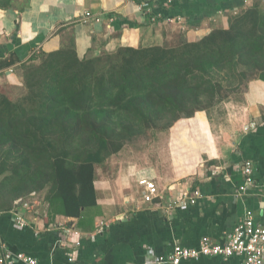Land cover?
I'll use <instances>...</instances> for the list:
<instances>
[{"label": "crops", "instance_id": "obj_1", "mask_svg": "<svg viewBox=\"0 0 264 264\" xmlns=\"http://www.w3.org/2000/svg\"><path fill=\"white\" fill-rule=\"evenodd\" d=\"M12 2L13 6L0 8V61L15 62L0 68V87L13 91L23 84L20 65L34 54L71 44L78 58L97 57L123 47L162 46L180 32L193 37L186 41H194L214 27H226L230 15L262 5V0ZM85 12L91 17L82 23ZM151 16L159 17L150 21ZM223 105L226 112L217 119L209 118L206 111L186 119L193 136L187 149L197 158L187 176H175L156 162L155 155H141L138 148L127 145L94 166V206L83 208L79 217H67L49 213L44 191L19 197L30 204L25 210L28 225L15 224L13 207L0 211V241L36 264H147V251L165 255L175 244L194 248L202 237L224 243L246 209L260 222L264 217V81L250 80L240 102ZM197 114H203L207 131L196 124ZM251 122L255 126L244 129ZM179 142L169 144L170 155L181 149ZM245 161L252 164L254 185L242 191L240 167ZM143 180H151L159 191L149 204L142 201ZM182 195L194 197L195 202L165 209L171 199ZM100 221L108 228L97 235ZM58 224L81 233L78 247L76 237L63 240ZM179 264H241V257H199Z\"/></svg>", "mask_w": 264, "mask_h": 264}, {"label": "trees", "instance_id": "obj_2", "mask_svg": "<svg viewBox=\"0 0 264 264\" xmlns=\"http://www.w3.org/2000/svg\"><path fill=\"white\" fill-rule=\"evenodd\" d=\"M98 58H78L71 44L34 54L20 65L24 96L0 94V211L44 191L51 215L79 217L96 204L95 165L221 103L225 82L243 93L250 80L264 81V11L251 6L227 28L174 47H123L100 73Z\"/></svg>", "mask_w": 264, "mask_h": 264}, {"label": "built area", "instance_id": "obj_3", "mask_svg": "<svg viewBox=\"0 0 264 264\" xmlns=\"http://www.w3.org/2000/svg\"><path fill=\"white\" fill-rule=\"evenodd\" d=\"M150 2L155 0H148ZM167 3L170 0H166ZM142 3L139 4V9L143 10ZM91 17L89 12H85L80 22L86 23ZM159 16H151L150 21H156ZM255 122H251L246 128H253ZM241 173L244 176V184L239 188L244 191L246 188L254 185L253 168L250 161H245L240 167ZM264 184V183H263ZM143 194L142 201L149 204L159 197V191L151 180H143ZM171 203L167 205L166 210L174 207H182L187 204L195 202L194 197L182 195L171 199ZM14 206L12 214L14 222L18 227H25L28 225L25 210L30 208L29 202L25 198H18L13 202ZM254 213L250 209H246L243 216L234 225L232 230L226 234L224 243H214L209 237H202L197 247L189 248L178 244L172 246L169 253L165 255H153L151 251L145 252L147 264H179L181 261L189 259H198L199 257H222L230 256L241 257V264H264V217L258 222L254 219ZM57 229L63 234V240H68L71 237H76L75 246L80 245L81 233L64 224H58ZM108 228L104 221H100L95 227V234L102 235ZM61 240V241H63ZM61 244V242H59ZM71 261V258H69ZM20 261L25 264H36V261L23 254L13 253L6 245L0 241V264H14Z\"/></svg>", "mask_w": 264, "mask_h": 264}, {"label": "rangeland", "instance_id": "obj_4", "mask_svg": "<svg viewBox=\"0 0 264 264\" xmlns=\"http://www.w3.org/2000/svg\"><path fill=\"white\" fill-rule=\"evenodd\" d=\"M258 8L261 11H264V0H262V5L258 6ZM245 10H242L239 13L232 14L229 17H227V19H226L227 25L224 28L228 27L231 19L234 16L241 14ZM214 28H221V26L214 27ZM214 28H212V29H214ZM188 37L187 36L183 37L182 32H180L177 34V36L171 38V40L169 42H166V44H164L162 46L174 47V46H177L178 44H180L186 38L193 40V37H191V38H188ZM97 57H99V58L93 65L96 73H100L102 71H105L106 68L109 65H111V63H113L115 61V59H114L115 53L110 54V55L109 54H101V55H98ZM32 64H37V62L32 63ZM21 78H22V69H21ZM224 85H225L224 86V97H225V99L221 103L216 104L213 107L206 109V112L209 115V118L217 119L219 117H222L223 116L222 113L224 111L226 112L224 105H223L224 103H229V102H234V101L240 102V100L242 99L243 93H242V87L241 86H237L235 82H233V83L225 82ZM26 91L27 90L24 87V84H22L21 88H18L17 90H14V91L5 89L4 87H0V94L7 96L12 102H16L19 98L24 96ZM186 119L187 118L180 119V120L176 121L172 126H170L169 128H167L165 130L154 131V132L149 131V132H146L145 134L139 135L136 137V139H134L132 141L133 144H125L124 147L127 145L134 146L135 148H138L139 153L141 155L142 154L145 155L147 153L151 154V155H155L156 162L160 163L161 165L166 166L170 171L172 170V173H174L175 176L181 177V178L185 177L190 173L193 165L197 161L196 155H193L192 154L193 152H191V151H189V149H187V147H189L188 146V142L190 140L189 138H193V136L190 134V131H189L190 126H189L188 121ZM197 119L199 120V122H196V124L198 126L203 125L205 131H207L206 127H205V120L203 118V114H197ZM181 132H183V134L179 135V134H181ZM207 140H209V137L207 138ZM178 141H180L179 145H180L181 149L174 151L170 155L169 144L171 143V145L175 146L174 142L177 143ZM184 146L186 147V149ZM113 155H111L110 157H112ZM110 157H108V158H110ZM144 165H147V163H145ZM0 179H1V177H0ZM32 193H34V192H32ZM29 194H31V193H29Z\"/></svg>", "mask_w": 264, "mask_h": 264}]
</instances>
